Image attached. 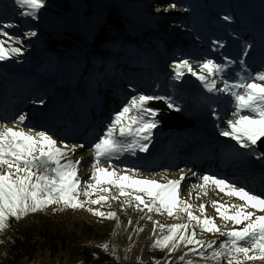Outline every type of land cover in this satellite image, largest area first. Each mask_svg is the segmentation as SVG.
<instances>
[{"label":"rangeland","instance_id":"374dc122","mask_svg":"<svg viewBox=\"0 0 264 264\" xmlns=\"http://www.w3.org/2000/svg\"><path fill=\"white\" fill-rule=\"evenodd\" d=\"M171 4H175L176 7H170ZM111 6H117L124 19L128 17L132 30L142 31L144 26L154 29L153 31L159 30L170 38L172 43L184 46V49L168 45L167 51L159 48L158 53L162 58L161 69L158 72L152 70L151 73L145 74L147 67L137 65L136 62L134 63L135 60L128 56L127 58L133 61L127 64L128 70L124 75L119 76V82H110V86L105 90L94 87L88 72L89 76L82 87H79L81 84L79 74L76 75L77 80L73 81L74 84L56 83L51 80L54 73H49L39 66H30L32 63L29 59L35 56V49L47 42L59 43L57 33H64L63 31L71 28L79 33L81 30L87 31L88 24L83 22L87 9L91 10L88 13L89 18L94 19L96 15L92 16L93 14L97 13L99 18L106 14ZM232 8L234 11L226 13V16L231 19L226 21L221 14H215L212 10L200 11L197 4L191 5L175 0H45L44 7L39 10L35 18H32L20 15L21 9L15 4V0H0V25L13 23L15 27L5 30L23 41L22 44L15 45L22 47L21 55L0 61V123L16 129L22 127L25 131L28 128L44 130L58 142L64 141L68 145L83 144L84 148L78 149L71 158H85L86 162L81 165L79 175L82 180H88L92 163L91 146L103 134L114 113L134 95L143 93L169 96L180 107L181 110L177 112L188 119L185 122L187 127L164 128L162 120L158 117L160 124L153 130L149 150L137 151L135 155L125 153L118 159L114 158L113 165L117 170L135 168L139 170L142 178L156 179L162 183L167 179H179L181 170L185 173L195 172L199 176L208 173L225 178L257 194L264 193L259 190L256 177L252 176L247 180L244 178L248 172V169L244 168L247 161H253L258 165L257 178L264 184V159H257V154L261 151L256 149L254 154L240 146L235 152L229 151L227 146L235 141L220 135V132L226 128V120L233 118L231 98L224 94L208 93L190 74H186L181 80L173 78L172 65L181 59H188L195 65L205 58L224 63V57H228L236 61L227 73L230 80L235 79L237 73L247 76L248 73L264 71V18L261 21L258 20L261 14L258 6L251 7L250 0H233ZM199 13L202 17L210 16L208 20H204V24L199 20L201 17ZM249 16H255V23L251 28H242V32H237L234 23L236 18L246 20ZM182 19L184 23L179 25ZM216 21H219L221 27ZM243 23L246 24V22ZM28 31H35L36 35L24 36V33ZM143 32L146 31L143 30ZM42 36H47L46 42H41ZM217 41L223 47L214 43ZM247 45L251 47L247 48V55H245ZM93 52L99 53L98 50ZM172 52L173 54L169 56ZM241 59L245 62L243 68L239 64ZM196 70L199 71L198 68ZM136 71H139V74L134 75ZM217 79L219 81V77ZM41 99L44 100L43 105L38 103ZM155 102L161 101L150 102V106L160 109L154 105ZM163 103L166 105L165 102ZM165 111L170 113L169 109ZM213 111L219 119L213 115ZM20 114L27 116L24 125L15 123ZM168 119L172 123L179 122L171 114ZM206 144L209 146L208 152L204 153L201 160L198 158L202 150H205L203 148L197 151L200 155L191 157V154H194L192 148L195 150L197 146ZM235 163L238 164L239 169L232 168ZM199 182L198 176L189 175L181 189V197L195 206L193 212L196 215H200L199 204L205 203L206 214L215 217L217 224L223 226L224 222L217 216L209 202L218 200L221 203L233 204L239 201L219 193L212 186H209L207 195H204L202 191L199 199L195 196L190 198L191 186ZM111 192L116 194L118 189L112 188ZM145 199L150 198L145 197ZM110 203L111 208L106 203L101 210L116 211L121 221L119 228H116L115 220L100 221L85 210L68 209L53 213L49 208L45 213L30 214L19 222L13 220L19 224L31 218L44 220L57 228L71 232L70 243L66 244V250L57 253L37 252L33 259L25 257L20 264H80L81 261L83 264H93L95 257H101L107 264H138L137 257L140 258L139 264H154L156 260L161 261V264L165 261L169 264H185V261L189 259L205 264L200 257L192 255L186 256L185 261H180L179 257L187 251L183 247L171 255L166 251L151 248L153 224L146 218L141 219L145 213L134 211L133 208L123 212L118 202L110 201ZM93 207H100V205H93ZM148 215L163 224L187 222L185 213L174 214L171 217L167 214L148 213ZM129 218L132 219L133 224L126 228ZM137 226L143 227L144 231L135 233L133 229ZM113 230L115 235L112 234ZM9 232L10 229L0 236V239H5ZM157 235H160L159 230ZM129 236L131 240L128 239ZM197 237L206 241L217 240L215 245L217 248L219 242L224 239L218 234H200L198 229ZM106 241H110L108 253L98 247ZM113 245H115V256L112 255ZM129 247L131 250L126 251ZM91 253H95L96 256L91 255L92 259L88 260ZM0 264H13L6 243L0 244ZM207 264H214V262L208 261ZM246 264H264V261L255 260Z\"/></svg>","mask_w":264,"mask_h":264},{"label":"snow or ice","instance_id":"6c2138e0","mask_svg":"<svg viewBox=\"0 0 264 264\" xmlns=\"http://www.w3.org/2000/svg\"><path fill=\"white\" fill-rule=\"evenodd\" d=\"M15 4L21 9V16L35 18L44 7L45 0H15ZM170 7L175 8L176 5L171 4ZM223 19L227 21L231 18L225 16ZM13 27V23L0 25V61L22 54V47L15 45L22 44L23 41L5 30ZM35 35V31L24 33L26 37ZM214 43L223 47L218 41ZM250 47L246 46L245 55ZM224 61L221 63L205 58L194 65L188 59H181L172 65L173 78L181 80L186 74H190L208 93L229 96L233 104V118L226 120V128L220 135L231 138L241 148L255 154L257 145L264 144V71L248 73L247 76L237 73L236 78L230 80L227 73L236 61L228 57H224ZM239 64L243 68L244 60L241 59ZM153 101H163L169 109L181 110L169 96L143 93L132 96L114 113L103 134L92 144L88 180H82L79 175L81 165L86 162L85 158H71L78 149L84 148L83 144L68 145L64 141L58 142L44 130L28 128L25 131L22 127L16 129L0 123V236L12 227L13 220L19 222L30 214L45 213L49 208L53 213L68 209L85 210L100 221L115 220L116 228H119L121 221L117 212L101 210L106 203L111 208L110 201H116L120 204L121 211L133 208L134 211L145 213L141 219L152 221L151 248L166 251L169 255L182 247L186 248L187 251L179 257L180 261H185L188 255L200 257L205 264L208 261L214 264L264 261V193L257 194L208 173L199 176L195 172L185 173L181 170L179 179H167L162 183L156 179L142 178L138 169L124 168L118 171L113 165V159H118L125 153L135 155L137 151L149 150L153 130L160 124V109L150 106ZM38 103L43 105L44 100L41 99ZM213 115L219 119L215 111ZM26 119V114H20L15 123L24 125ZM259 158H264V152L257 154V159ZM105 164L108 166L105 167ZM189 175L198 176L200 181L191 186L190 198L195 196L199 199L202 191L207 195L209 186H212L219 193L239 201L233 204L218 200L209 202L224 222L223 226L217 224L215 217L206 214L205 203L199 204L200 215H196L193 212L195 206L181 197V189ZM112 188L118 189V193L112 194ZM145 197L150 199L146 200ZM148 213L167 214L170 217L185 213L187 222L163 224L153 220ZM132 224L133 221L129 218L126 228ZM197 229L200 234H218L224 239L217 248V240L198 238ZM157 230L160 235H157ZM133 231L139 234L144 228L137 226ZM112 234L115 235V230ZM128 239L131 240V236ZM4 243L14 241L10 237L0 239V244ZM98 247L108 253L110 241ZM112 247V255L115 256V245ZM130 250V247L126 249ZM93 256L96 254L93 253ZM137 261L139 264V257ZM154 264H161V261L156 260ZM164 264L169 262L165 261ZM185 264L199 262L189 259Z\"/></svg>","mask_w":264,"mask_h":264},{"label":"trees","instance_id":"16d2710c","mask_svg":"<svg viewBox=\"0 0 264 264\" xmlns=\"http://www.w3.org/2000/svg\"><path fill=\"white\" fill-rule=\"evenodd\" d=\"M175 1L187 2L191 5L197 4L200 11L212 10L215 14H221L222 17H225L227 12L234 11L232 8L233 0ZM250 6H258L261 13L258 20L261 21L264 18V0L259 2L250 0ZM90 12L91 10L87 9L83 17V22L88 24L87 31L81 30L79 33L76 29L71 28L63 31L64 33H57L59 43L47 42L35 49V56L29 59V62L32 63L30 66H39L45 68L49 73H54L51 80L56 83L74 84L73 81L77 80L76 75L79 74L78 78H81L79 87H82L87 77L91 75L94 87L105 90L110 86V82H119V76L124 75L125 71L128 70L127 64L133 62L127 58L128 56H131L137 65L147 67L145 74L151 73L152 70L158 72L161 69L162 58L158 53L159 48L163 51L168 45L169 47L184 49V46L172 43V40L159 30L153 31L154 29L148 26L142 28V31H146L145 33H142L140 29L132 30L128 17L124 19L117 6H111L106 14L99 18L97 13L92 15H96L94 19L89 18L88 13ZM199 15L201 16L200 13ZM232 15L234 17V12ZM209 17L204 15L199 20L204 24V20H208ZM183 21L182 19L178 24L183 25ZM216 23L220 24L219 21ZM234 23L237 28L236 31L242 32V28H251L255 23V16H249L246 20L237 17ZM222 29L224 30V28ZM46 37L42 36L41 42H46ZM95 50H98L99 53L93 52ZM172 54L173 52L169 53V56ZM137 74L139 71L134 73V75ZM75 108L74 105V111ZM11 224L12 227L6 238L10 237L14 243H6V245L13 264H20L25 257L33 259L37 252L57 253L66 250V244L70 243L71 232L57 228L44 220L31 218L23 224L14 221ZM91 255L93 254L88 256V260L92 259L93 256ZM93 264L107 263L101 257H95Z\"/></svg>","mask_w":264,"mask_h":264},{"label":"bare ground","instance_id":"6f19581e","mask_svg":"<svg viewBox=\"0 0 264 264\" xmlns=\"http://www.w3.org/2000/svg\"><path fill=\"white\" fill-rule=\"evenodd\" d=\"M201 148H203L205 150H202L203 152L200 155V153L197 152V151L200 150ZM208 148H209L208 144H206V145H199V146H197V148L195 150L192 148V152H194V154H191V157L195 158V156L197 157L198 155H200L199 158H198V160H201L204 157V153L208 152ZM238 148H239V145H237L235 142H233L232 144H229L227 146V149L229 151H233V152H235ZM195 152H197V153L195 154ZM257 166L258 165H256L253 161H247L246 166L244 168L248 169L247 170L248 172L245 174V177L244 178H245V180H247L248 178H250L252 176L253 177H256L255 180H257V182H258L257 183V186H258L259 190L264 191L263 181L259 180L257 178V175H256V167ZM232 168H234V170H236L237 168L239 169V166H238L237 163H235Z\"/></svg>","mask_w":264,"mask_h":264},{"label":"water","instance_id":"95a60500","mask_svg":"<svg viewBox=\"0 0 264 264\" xmlns=\"http://www.w3.org/2000/svg\"><path fill=\"white\" fill-rule=\"evenodd\" d=\"M154 105L161 109L158 117L162 120L164 128L176 126L179 129H184L187 127L185 122L188 119L186 117L182 116L181 114H179L177 111H175L173 109H169L162 101L160 103L155 102ZM165 109H169L170 113H167L165 111ZM170 114L174 115L179 120V122H177V123L170 122L168 119ZM190 123H193V122L190 121ZM191 125H193V124H191ZM256 149H258L261 152H264V144H258Z\"/></svg>","mask_w":264,"mask_h":264}]
</instances>
